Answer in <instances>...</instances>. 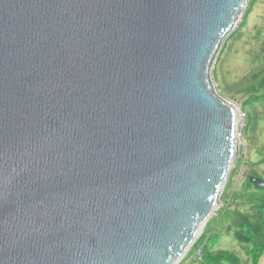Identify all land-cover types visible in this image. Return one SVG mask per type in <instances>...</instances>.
Segmentation results:
<instances>
[{
	"label": "water",
	"instance_id": "water-1",
	"mask_svg": "<svg viewBox=\"0 0 264 264\" xmlns=\"http://www.w3.org/2000/svg\"><path fill=\"white\" fill-rule=\"evenodd\" d=\"M245 7L0 0V264L180 261L237 154L210 72Z\"/></svg>",
	"mask_w": 264,
	"mask_h": 264
},
{
	"label": "rangeland",
	"instance_id": "rangeland-1",
	"mask_svg": "<svg viewBox=\"0 0 264 264\" xmlns=\"http://www.w3.org/2000/svg\"><path fill=\"white\" fill-rule=\"evenodd\" d=\"M261 48H264V0H248L236 27L222 42L211 68L210 78L214 90L222 98L232 104L240 105L246 115L248 112L250 127L249 132L246 133V127H248L246 116L244 125L239 128L241 137L237 144L238 149L235 160L219 197L217 207L202 227V230L206 229V232L201 239L203 242H207L213 250L233 252L239 258L241 264L252 263L246 258L240 244L231 233L219 235L215 229L217 218L225 211L227 204L230 202L229 199L232 198V201H234L236 194L232 195V193L238 188L240 182L245 180L246 174L249 172V166H244V157L247 156L248 161L255 162L260 156L258 152L264 149V113L258 115L259 118L257 119L256 112L249 108L250 103L247 100L249 90L246 88L249 87L250 82H252L250 80L253 79L240 81L243 77H250L252 71L259 69L252 63V59H255L254 54L260 52ZM222 77L227 79L225 83L221 81ZM249 135L252 136L249 139L252 143L248 141ZM180 260L177 264L185 263L186 258ZM263 263L264 256L259 261V264Z\"/></svg>",
	"mask_w": 264,
	"mask_h": 264
},
{
	"label": "trees",
	"instance_id": "trees-1",
	"mask_svg": "<svg viewBox=\"0 0 264 264\" xmlns=\"http://www.w3.org/2000/svg\"><path fill=\"white\" fill-rule=\"evenodd\" d=\"M254 55L255 59H252V63L259 69L252 71L250 77H243L240 81L253 79L250 80L252 82L246 88L249 90L247 100L250 103L249 108L256 112L257 117L264 113V48H261L260 52ZM225 80L227 79L222 77L221 81L225 83ZM246 121H248V127H246V133H248L250 127L248 112ZM251 138L252 136L249 135V142H251L249 140ZM248 141L247 143H249ZM258 153H260V156L255 162L248 161L247 156L244 157V166H249V172L246 174L245 180L240 182L238 188L232 193V195L236 194L234 201H232V198L229 199L230 202L227 204L225 211L217 218L215 229L219 235L231 233L252 264H259L261 257L264 256V188L256 187L249 181V176L264 179V149ZM201 243H203L202 259L189 263L241 264L239 258L233 252L213 250L207 242L201 240Z\"/></svg>",
	"mask_w": 264,
	"mask_h": 264
},
{
	"label": "built area",
	"instance_id": "built-area-1",
	"mask_svg": "<svg viewBox=\"0 0 264 264\" xmlns=\"http://www.w3.org/2000/svg\"><path fill=\"white\" fill-rule=\"evenodd\" d=\"M248 0H246L247 3ZM242 16V15H241ZM240 20V18H239ZM235 109H236V129H235V134L236 138L239 141L241 134L239 128H241L244 125V121L246 118V112L244 109L235 103L232 104ZM201 236V232L199 235L196 237V239L193 241L192 245L190 248L187 250L186 254L183 256V258H187V261H192V262H197L202 259V254H203V243L198 242L199 238Z\"/></svg>",
	"mask_w": 264,
	"mask_h": 264
},
{
	"label": "clouds",
	"instance_id": "clouds-1",
	"mask_svg": "<svg viewBox=\"0 0 264 264\" xmlns=\"http://www.w3.org/2000/svg\"><path fill=\"white\" fill-rule=\"evenodd\" d=\"M246 5H247V3H246ZM240 17H241V16H240ZM200 232H201V236H200V238H199L198 242H200V243H201V241H200V240L202 239V235L204 234V229H203V230L201 229V231H200ZM200 232H199V233H200ZM198 235H199V234H198ZM198 235H197V236H198ZM195 239H196V238H195ZM191 245H192V244H191ZM189 248H190V247H189ZM182 258H183V257H182ZM184 260H185V259H184ZM180 261H181V260H180ZM180 261H179V262H180ZM189 262H191V261H189ZM185 263H188V261H187V258H186V261H185Z\"/></svg>",
	"mask_w": 264,
	"mask_h": 264
},
{
	"label": "crops",
	"instance_id": "crops-1",
	"mask_svg": "<svg viewBox=\"0 0 264 264\" xmlns=\"http://www.w3.org/2000/svg\"><path fill=\"white\" fill-rule=\"evenodd\" d=\"M209 227V226H208ZM206 232V229L204 230V233ZM182 264V263H181ZM183 264H188V263H183ZM264 264V263H263Z\"/></svg>",
	"mask_w": 264,
	"mask_h": 264
}]
</instances>
